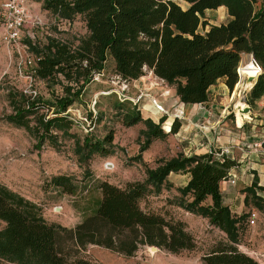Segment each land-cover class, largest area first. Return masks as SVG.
<instances>
[{
    "label": "trees",
    "instance_id": "1",
    "mask_svg": "<svg viewBox=\"0 0 264 264\" xmlns=\"http://www.w3.org/2000/svg\"><path fill=\"white\" fill-rule=\"evenodd\" d=\"M40 8L61 17H82L85 34L76 43L56 37L44 41L26 39L31 55L29 75L40 81L44 94L8 90L10 112L3 118L25 130L39 147L44 141L57 145L58 137L73 140L78 163L91 156L111 154L112 130L102 136L71 131L73 121L67 108L85 105L88 86L102 76L107 61L113 75L128 82L144 70L171 86L182 103H201L208 88L223 78L230 91L237 81L236 67L242 54H251L260 70L245 93L244 102L254 108L264 93V4L256 0H184L182 8L172 0H34ZM223 6V22L209 23L206 10ZM254 68H241L249 77ZM255 74V71L252 73ZM106 109H87L89 122L109 113L123 126L138 122L142 144L139 158L149 143L177 131L180 121L157 122L142 118L137 103L112 91H102ZM234 95V94H233ZM93 106L98 107L97 100ZM244 107L238 102L235 108ZM93 117V118H92ZM234 160L214 151L183 155L177 152L158 159L154 167H144L142 180L116 186L99 181V197L89 212L73 227L47 222L40 206L0 182V259L18 264H94L79 256L87 244H94L132 256L144 246H154L173 254L192 250L197 241L184 222L167 211L146 209L141 201L158 194L170 172L187 173L184 185L177 187L183 208L204 218L225 238L207 245L199 254L204 264H258L238 248V227L246 213L234 216L222 202L220 183L228 177ZM50 184L61 192L72 193L74 185L67 175H53ZM255 203H257L255 197ZM61 237L64 238L61 241ZM69 242L67 247L64 242Z\"/></svg>",
    "mask_w": 264,
    "mask_h": 264
},
{
    "label": "rangeland",
    "instance_id": "2",
    "mask_svg": "<svg viewBox=\"0 0 264 264\" xmlns=\"http://www.w3.org/2000/svg\"><path fill=\"white\" fill-rule=\"evenodd\" d=\"M4 1L0 0V182L37 203L47 222H55L71 228L89 212L88 209L92 207L93 201L99 197L97 188L99 181L123 186L127 181L142 180L145 177L144 167H154L158 159L170 156L169 149L172 144L167 142L170 136L166 139L164 137L152 140L140 153V157L134 158L143 141V136L139 134V131L144 128L142 122L123 126L120 121L111 118L109 113H105L101 120L93 124L89 122L86 116L87 109L93 115L97 108L106 109L107 101L102 97L104 95L101 94L102 91H112L118 97L120 89L123 88L121 81L113 75L110 61H107L102 76L95 77L88 86L84 96L85 105L73 104L67 108V113L73 121L71 131L91 133L100 137L110 128L112 130L111 154L107 156L94 154L86 162L78 163L77 156L73 152V140L66 136L58 137L56 146L44 141L42 145L36 147L35 140L25 130L8 123L3 118L10 112L6 98L8 90L17 89L25 93L34 91L44 94L43 84L29 75L28 60H31V55L25 40L30 39L35 42L56 37L69 43H76L77 39L85 34L84 22L78 14L65 18L41 9L39 2L22 0L29 18L21 26L19 39L7 42L3 38L5 28L1 22ZM172 1L182 8L187 5L184 0ZM261 4H264V0H256V6ZM204 16L209 23H219L225 20L226 13L224 8L218 7L215 10H206ZM242 56L243 62H250L248 57ZM144 71L143 75L149 76L150 71ZM252 73L253 71H249V77L254 75ZM152 76L150 75L149 80H142L143 84L141 81L139 84H135L132 80L126 82L124 95L128 100L137 103L143 119L150 118L153 122H157V119L166 111L156 105L155 107L158 108L156 110L161 112L160 116L157 118L154 115L150 116L151 111L146 110L149 108V98L144 96V89H140L145 86L144 81L155 82ZM238 85L232 102L227 107L228 111L236 112L233 104L235 106L239 96L244 97V93H241V80ZM235 87L236 85L232 90ZM163 94L166 97L168 95V93ZM96 100L98 107L93 106ZM239 101L241 102L240 99ZM165 121L166 119L161 123V129ZM53 175L70 177L74 185L73 192L67 194L51 185L50 178ZM184 184L185 178L180 174H168L160 192L147 195L141 201V205L149 210H165L173 217L181 219L185 229L197 241L194 249L173 254L156 247L152 249L150 246H144L138 248L134 255L124 256L101 246L87 244L82 250H78V255L89 259L94 264H204L198 258L201 251H204L211 243L210 241L225 238V235L216 228H209L205 220L183 208V198L176 189ZM262 204L261 210L252 206L251 202L242 209L244 211L254 208L257 216L250 229L244 225L240 226L237 242L238 248L251 256L258 264H264V202ZM1 225L0 222V227ZM247 235L251 236L250 240L246 237ZM63 240L64 238L61 237V241ZM64 243L66 247L69 244L67 241ZM0 264L18 263L0 259Z\"/></svg>",
    "mask_w": 264,
    "mask_h": 264
},
{
    "label": "crops",
    "instance_id": "3",
    "mask_svg": "<svg viewBox=\"0 0 264 264\" xmlns=\"http://www.w3.org/2000/svg\"><path fill=\"white\" fill-rule=\"evenodd\" d=\"M150 75L152 74L142 75L132 81L139 84L142 80H149ZM151 78H154L156 83L144 81L145 86L139 87L144 89L146 94L144 96L149 98V108L146 110L151 111L150 116L154 115L156 118L160 116L161 112L156 110L158 109L156 107L161 106L160 108L166 111L162 115L169 121V125L174 118L180 121L177 131L165 137L166 139L170 136V140H167L168 144H172L169 149L170 156L177 152L188 156L226 148L227 155L234 160V165L229 169L228 178L220 183L222 202L227 205L234 216L246 213L242 224H239L237 229L238 235L241 225L250 229L253 225L247 224V213L254 208L244 211L242 209L248 202H251L252 206L261 210L264 202V153L260 148L253 146L264 134V118L259 103L257 102L254 108L249 107V112L244 115H241L237 109L236 112L228 111L227 107L232 102L233 94L225 86L223 78L217 79L209 86L205 101L182 103L175 95L173 87L163 86L162 81L154 75ZM163 93H168L167 97ZM237 99L235 105L240 102V96ZM243 104L246 105V103ZM233 108L235 109L234 104ZM175 144H177L176 147ZM169 174L175 173L170 172ZM176 174L183 176L186 182L187 173ZM229 178L233 179L232 184L227 182ZM254 196L259 198L256 199L257 203H255ZM254 211L257 216V211ZM205 222L209 228H216L208 224L206 220ZM246 237L248 240L251 239L250 235ZM198 258L200 259V256Z\"/></svg>",
    "mask_w": 264,
    "mask_h": 264
},
{
    "label": "built area",
    "instance_id": "4",
    "mask_svg": "<svg viewBox=\"0 0 264 264\" xmlns=\"http://www.w3.org/2000/svg\"><path fill=\"white\" fill-rule=\"evenodd\" d=\"M2 7H3L4 12H3V15L1 18V22L5 28L3 38L6 39L7 42H10V41L14 42V41L18 40L20 37L21 26H22L23 22L29 18L27 8L25 7L24 2L22 0H5L3 2ZM27 36H29L28 33H27ZM242 55H244L245 58L248 57L250 62L249 63H246V61L243 62V56ZM242 55H241L242 59L240 58V61L236 67L237 81L233 85V86L236 85V87L234 90L231 89L230 91H232V94H233L234 91L237 90V87H239L238 84L241 80L242 81L241 93H244V96H245V93L248 91L247 86L244 82L246 79V76L241 74L240 67L246 66V67L254 68L255 74L253 76H256V74L259 72L260 68L256 64L255 60L254 61L251 60L249 54H242ZM28 62L30 63L31 60L30 61L28 60ZM121 84H122L123 88L120 89L119 96L126 97L124 95V88H126L127 84L125 81H121ZM30 93H34V91L30 92ZM242 98H244V97L240 96V100L243 103ZM258 103H259V106L261 107L262 117L264 118V93L260 96ZM239 113L241 115H244L241 112H239ZM253 146L260 148L264 153V134L261 136V138L255 144H253ZM227 153H228V150L226 148L214 151V155H216L217 157H219L222 154H227ZM227 182L229 184H232L233 179L229 178L227 180ZM255 219H256V212L254 210H249L247 213V224H249V225L253 224Z\"/></svg>",
    "mask_w": 264,
    "mask_h": 264
},
{
    "label": "water",
    "instance_id": "5",
    "mask_svg": "<svg viewBox=\"0 0 264 264\" xmlns=\"http://www.w3.org/2000/svg\"><path fill=\"white\" fill-rule=\"evenodd\" d=\"M249 56H250V58H251V60L252 61H254V58L252 57V55L251 54H249ZM255 79V76H252V77H246V79H245V84H246V86H247V90H249V88L251 87V85H252V82H253V80ZM242 100H243V103H244V98H242ZM249 106H247V105H244V107L243 108H239V107H237V110L239 111V112H241V113H248L249 112ZM150 248H152V249H155V247L154 246H150Z\"/></svg>",
    "mask_w": 264,
    "mask_h": 264
},
{
    "label": "bare ground",
    "instance_id": "6",
    "mask_svg": "<svg viewBox=\"0 0 264 264\" xmlns=\"http://www.w3.org/2000/svg\"><path fill=\"white\" fill-rule=\"evenodd\" d=\"M233 94H235V92ZM235 117H236V115H235Z\"/></svg>",
    "mask_w": 264,
    "mask_h": 264
}]
</instances>
